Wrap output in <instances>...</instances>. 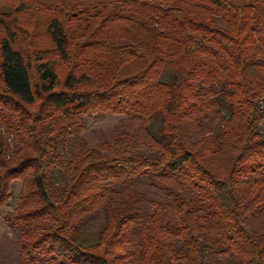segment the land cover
Returning a JSON list of instances; mask_svg holds the SVG:
<instances>
[{"label": "trees", "instance_id": "1", "mask_svg": "<svg viewBox=\"0 0 264 264\" xmlns=\"http://www.w3.org/2000/svg\"><path fill=\"white\" fill-rule=\"evenodd\" d=\"M16 181L20 264H264V0H0Z\"/></svg>", "mask_w": 264, "mask_h": 264}, {"label": "rangeland", "instance_id": "2", "mask_svg": "<svg viewBox=\"0 0 264 264\" xmlns=\"http://www.w3.org/2000/svg\"><path fill=\"white\" fill-rule=\"evenodd\" d=\"M87 128L81 136L96 145L109 138V130L113 127L125 124L127 127L136 128L137 125L130 122L125 116H96L87 119ZM21 182L16 181L12 186L13 201L0 211V247L2 250V264H20L18 261L17 235L8 228L4 222L5 216L12 212L19 203Z\"/></svg>", "mask_w": 264, "mask_h": 264}]
</instances>
